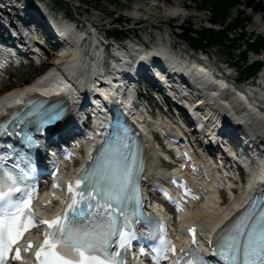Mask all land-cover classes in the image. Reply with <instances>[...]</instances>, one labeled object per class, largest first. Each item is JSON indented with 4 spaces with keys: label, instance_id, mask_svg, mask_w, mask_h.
I'll use <instances>...</instances> for the list:
<instances>
[{
    "label": "snow or ice",
    "instance_id": "obj_1",
    "mask_svg": "<svg viewBox=\"0 0 264 264\" xmlns=\"http://www.w3.org/2000/svg\"><path fill=\"white\" fill-rule=\"evenodd\" d=\"M54 119L42 114L44 123ZM28 140L33 146L37 143L31 137ZM8 155H0V264H5L6 255L24 234L38 225L47 227L36 248V264H123L121 250L135 238L133 232L127 231V211L133 203L139 205L140 194L132 153L121 138L102 146L95 158L89 157L93 163L69 181L64 211L51 220L36 221L31 209L33 197L27 191V182L35 165L28 161L24 167L16 163L9 168L5 164ZM189 232L195 244V230ZM217 236L220 239L211 243L219 245L228 264H264V193L254 196ZM163 244L165 251L173 253L172 264H180L175 246L167 240ZM32 246L29 241L24 251ZM186 255V264H205L194 249ZM13 258L21 259L19 247Z\"/></svg>",
    "mask_w": 264,
    "mask_h": 264
},
{
    "label": "bare ground",
    "instance_id": "obj_2",
    "mask_svg": "<svg viewBox=\"0 0 264 264\" xmlns=\"http://www.w3.org/2000/svg\"><path fill=\"white\" fill-rule=\"evenodd\" d=\"M139 7L140 4H136L135 10L129 14L131 19L139 18ZM166 11L167 13L165 16L176 17L183 15V11H181L180 7L177 5L167 8ZM260 29L264 31V26H260ZM169 32L170 33L166 34L168 37L172 35V31L169 30ZM60 33H62L61 37H65L67 42L71 43L73 47L70 48L65 55L56 57L59 63L58 65L63 69L65 75L72 80L74 79L75 85L79 83L78 87L83 89L89 88V81H92L93 77L100 73L101 53L95 49V47H98V41L94 40L91 51L83 56L76 48L80 42L79 37L74 36L70 30L64 29V27L61 28ZM31 36H34V34L31 33ZM167 43L169 44L165 45ZM129 44L130 46L128 49H118L115 52L117 57L120 58V60L113 61L114 66L120 65V67H117L119 70L117 73L118 76L123 72H127L136 62L139 65H149V67L152 65H163L171 71L170 74L173 77L177 78V84H187L188 89L191 91L192 95H194L195 99L199 98L201 100L200 104L207 108L205 116L211 119L213 123L216 124L219 120L235 121L237 124L243 125V133L247 135L248 140L254 143L255 148H260L259 144H264V73L261 75L262 85L257 87L259 90L243 88L241 91H235L225 78L219 79L215 77V74L211 75L210 71L208 73V71L206 72L203 68L195 65V63H203V60L199 61L196 60L195 57H190L193 64L192 66L186 63H177L173 61L166 54V48L172 45L169 41L163 43L160 39L159 44L157 43L158 46H155V48L154 46L149 47L148 44L146 46L145 43L136 44L130 41ZM146 50H151L152 55H146ZM97 52L99 54L95 55ZM0 56L4 55L0 53ZM150 77L159 78L160 76L158 74H152ZM51 79L42 77L36 82L25 86V89L20 87V90H17L11 95V100L13 101L20 96L28 95V93L31 94L37 82L44 81L47 83ZM232 90H234V92H232ZM111 91L112 90L108 88L104 96L109 95ZM196 106L199 107L200 105ZM200 108L201 106L198 110H200ZM212 111L219 112L220 114L213 113ZM148 122L153 124L149 120ZM152 127L153 125L151 127H143V131L147 138H150ZM147 154L154 159V163L157 161V154L154 151L149 149ZM219 210V214L221 215L223 210L221 208H219ZM208 213L207 217L211 220L214 217L212 213L217 212L211 210Z\"/></svg>",
    "mask_w": 264,
    "mask_h": 264
},
{
    "label": "rangeland",
    "instance_id": "obj_3",
    "mask_svg": "<svg viewBox=\"0 0 264 264\" xmlns=\"http://www.w3.org/2000/svg\"><path fill=\"white\" fill-rule=\"evenodd\" d=\"M54 1L56 2L57 5H59V8L62 9L66 13V15L71 17L72 19H76V14L79 13L80 15H82V17L87 16L91 21L95 22L97 25H100L99 18H102V21L104 24V26H103L104 29H107L109 27V26H107V24L110 22V20L108 21V19H106L107 17L109 19L111 18L113 20L116 19L117 17H119L120 15L130 17L129 14L131 12H133V10H135L134 8H136V4H140V7H139V12H140L139 14L140 15L138 17H141L143 20H145V24H143L140 27L141 29L138 30L139 32H137V34L138 35L143 34L141 36V37H143V36H145L144 35L145 33L148 34L150 32L151 34H153L155 36V38H154L155 42L158 41L157 40L158 33H157V31L150 28V26L158 27L160 25L161 32L165 36L166 34H168L170 32H169L168 28L166 26H164V24H167V23L170 25L175 24V27H179L181 29L180 31L182 34L183 30L188 32L187 28H190V29L193 28V30H194V28L199 29L203 26H206L205 21L208 20L210 17V14L208 11L200 10L199 7L205 6L203 4V1L201 2V0H193V1H191V0H181V1L176 0V2L180 1L178 3V5L181 6L180 9H181V11H183L182 17L185 18L184 16H186L188 18L189 22L192 23L190 25L184 24V21H181V20L180 21L179 20L168 21V16H165V14L167 13L166 9L175 6L176 2H174V0H167L169 2L167 5H163L161 2L156 3V2H153L151 0H148V1L147 0H142V1H138V0H96V1H94V0H54ZM87 2L89 4H86ZM239 2H240V4L234 6L230 12V16H231L232 20L229 22V24H231V25L233 24V22L237 18L239 19L240 14L244 15V18H246L245 21H247V19L249 17V15L247 13V9H244L241 6L242 0H240ZM80 3L82 5H80ZM168 5H170V6H168ZM78 6H79V8H81L79 11L76 10ZM85 12H87V13H85ZM85 14H87V15H85ZM129 19H131V17ZM229 19H230V17H229ZM182 23H183V25H182ZM180 25H182V26H180ZM114 26H115V24L113 25V27ZM126 27L131 29L132 23L127 24ZM143 29L145 30V32L143 31ZM175 30H176V33L179 31L178 29H175ZM180 31L178 33H180ZM129 35H132V32ZM129 37H131V36H129ZM188 37H193L195 39L198 38L195 35H192L191 33L188 34ZM169 38L174 45L178 46V47L175 46V48H177V50H180L182 48H185V49L187 48L188 44H186V46L179 44L173 40L174 38L172 36H170ZM189 41L192 42L191 39ZM122 42H125V40H123ZM203 43L205 44V42H203ZM228 44L229 43H225L224 48L220 47L218 45H215L212 48H210L206 45L207 48H203V49H206V51H208V53H210L213 57H215L214 58L215 61L218 62L221 60L222 61L225 60L224 52L220 51V50L221 49H224V51L227 50L225 48ZM174 45H173V47H174ZM202 47L203 46H201V48ZM238 54H239V52H235L236 56ZM238 68L240 70V67H238ZM31 74H33V70L15 71L14 76L12 77L14 80L12 82L16 85H20L21 83H23L25 81L26 77L30 76ZM239 74H240V81L243 82L244 80H247V79L255 76V74H256L255 66L248 67L247 69L241 71ZM11 79L8 81V83L11 81ZM4 81H6V78ZM250 83H251L250 81H247L243 86L247 87V84H250ZM248 88H250V86ZM254 89L255 88H253V90Z\"/></svg>",
    "mask_w": 264,
    "mask_h": 264
},
{
    "label": "trees",
    "instance_id": "obj_4",
    "mask_svg": "<svg viewBox=\"0 0 264 264\" xmlns=\"http://www.w3.org/2000/svg\"><path fill=\"white\" fill-rule=\"evenodd\" d=\"M202 1L205 6L208 5L211 8L212 22L219 23L220 25H225V22L227 18L229 17L228 16L229 12L234 6V4L236 3V0H220L218 2H210L209 0H202ZM251 3L252 2H250V4ZM240 18L242 17H239V19L233 22L232 27H235L243 22L242 19H244V17L242 19ZM190 24L191 23L189 22L187 23V25H190ZM187 29H188V32L184 30V33L182 34L180 39H182L186 43L189 42L188 45L190 47L201 49V46H203L202 48H207L206 47L207 45L208 47L212 48L213 46L218 45L224 48L223 42H225V39H227V35L224 32L214 33V31H210V30L209 31L202 30L198 32L196 30H193V28L192 29L187 28ZM189 33H191L192 35H195L198 38L195 39L193 37H188ZM114 35L116 37L118 36L120 37V36H125V33L119 30H115ZM190 39L192 40V42L189 41ZM203 42H205V44ZM233 47H234V44L231 47L226 46L225 49H227L226 53H228V56H231L229 51ZM261 47H264V41L257 42L255 43V45H252L250 48H252L255 51H258V49H260ZM235 66L240 67L239 62H237ZM255 69H256V74H257V72H259L260 70V65H257Z\"/></svg>",
    "mask_w": 264,
    "mask_h": 264
}]
</instances>
